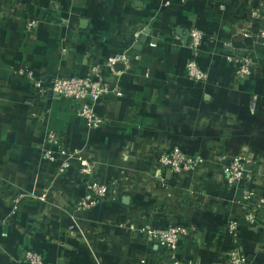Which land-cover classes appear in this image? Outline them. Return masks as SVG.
<instances>
[{
    "label": "crops",
    "instance_id": "0c3cea01",
    "mask_svg": "<svg viewBox=\"0 0 264 264\" xmlns=\"http://www.w3.org/2000/svg\"><path fill=\"white\" fill-rule=\"evenodd\" d=\"M250 3L0 0V264H25L27 251L41 253L44 264H161L159 247L141 228L171 221L199 227L196 238L180 241L185 259L214 264L230 249L223 227L227 217L241 216L240 191L224 184L217 164L182 179L166 167L168 187L145 177L154 176L160 152L172 146L213 157L247 146L264 158V45L248 34L258 30L248 18ZM29 17L40 21L35 30L26 26ZM194 25L205 33L198 62L208 79L200 82L186 71ZM232 51L256 55V74L237 79L227 58ZM120 52L131 57L128 68L118 65L122 94L96 105L107 119L97 128L73 100L51 92L39 98L15 72L27 65L47 84L55 75H86ZM47 128L62 135L65 148L91 157L101 181L130 173L137 187L76 210L85 179L76 168L58 175L57 163L44 158ZM240 236L250 264H264V230L245 226Z\"/></svg>",
    "mask_w": 264,
    "mask_h": 264
},
{
    "label": "built area",
    "instance_id": "2783aa9c",
    "mask_svg": "<svg viewBox=\"0 0 264 264\" xmlns=\"http://www.w3.org/2000/svg\"><path fill=\"white\" fill-rule=\"evenodd\" d=\"M186 2L188 0H181ZM249 20L251 23H258V30L248 34L256 35L257 39L264 45V0H251ZM39 19L29 17L26 26L29 30H35ZM205 41V33L197 25L190 29L189 46L192 51L191 57L187 60L186 71L194 81H206L207 72L202 69L198 62L201 47ZM228 60L234 64L235 77L239 80L248 79L256 74L260 67L259 61L253 53H238L232 51ZM131 57L124 52L106 57L103 63L93 66L86 75H55L47 84L35 71L27 65H19L15 72L26 77L31 83L33 93L39 97H45L48 92L62 96L74 101L77 114L82 117L90 127L97 128L103 125L107 119L96 110V105L107 101V96L112 94L120 96L118 65L130 66ZM101 65L108 67L110 72H103ZM62 135L51 128L45 130V145L43 156L46 160L57 163V174L66 175L72 168L85 179V192L82 196L75 197L74 206L78 211L92 209L105 200H117L122 193L128 192L137 187V178L130 173L125 174L123 181L112 179L110 182L101 181L98 178L96 162L82 149L69 150L62 144ZM218 165V171L224 184L230 189L240 191V198L237 203L240 207L241 216L236 218L233 215L227 217L224 222L223 232L230 236L231 247L219 255L218 261L214 264H250L249 258L244 253L239 242L240 229L251 227L264 230V158L253 149L243 146L236 155L223 152L217 157L190 155L178 146L163 149L158 157L159 168L154 176L145 177L146 183H161L162 186H169L168 176H164V168L170 171L178 179L185 175L202 173L207 170L209 163ZM154 180V181H153ZM40 195L46 200L47 192ZM168 196L172 194L168 193ZM22 195L13 198L18 208ZM193 197V195H192ZM3 221L0 219V223ZM141 231L157 247L158 261L161 264H202L200 260L185 259L180 256V241L184 237H197L199 227L195 223H175L167 225L152 226L146 225ZM25 264H44V259L38 251H27Z\"/></svg>",
    "mask_w": 264,
    "mask_h": 264
},
{
    "label": "trees",
    "instance_id": "16d2710c",
    "mask_svg": "<svg viewBox=\"0 0 264 264\" xmlns=\"http://www.w3.org/2000/svg\"><path fill=\"white\" fill-rule=\"evenodd\" d=\"M257 29H258V23L256 24V26H255ZM257 31V30H256ZM240 231H241V229H240ZM229 236V235H228ZM230 237V236H229ZM230 240H231V238H230ZM239 242H240V244L242 245V241H241V236H239Z\"/></svg>",
    "mask_w": 264,
    "mask_h": 264
}]
</instances>
